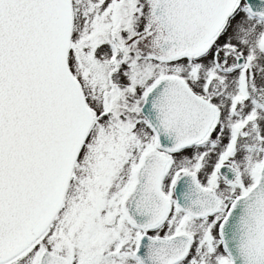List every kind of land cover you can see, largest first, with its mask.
<instances>
[{
	"label": "snow or ice",
	"instance_id": "1",
	"mask_svg": "<svg viewBox=\"0 0 264 264\" xmlns=\"http://www.w3.org/2000/svg\"><path fill=\"white\" fill-rule=\"evenodd\" d=\"M0 264H264V0H0Z\"/></svg>",
	"mask_w": 264,
	"mask_h": 264
}]
</instances>
